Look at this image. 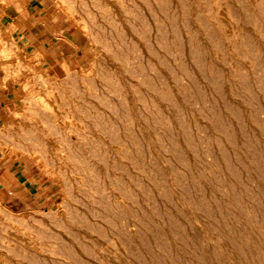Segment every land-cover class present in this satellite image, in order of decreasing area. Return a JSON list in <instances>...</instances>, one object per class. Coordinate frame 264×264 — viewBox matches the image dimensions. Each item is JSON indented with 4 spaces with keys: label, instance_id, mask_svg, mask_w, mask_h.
Returning a JSON list of instances; mask_svg holds the SVG:
<instances>
[{
    "label": "rangeland",
    "instance_id": "obj_1",
    "mask_svg": "<svg viewBox=\"0 0 264 264\" xmlns=\"http://www.w3.org/2000/svg\"><path fill=\"white\" fill-rule=\"evenodd\" d=\"M40 3L0 35V264H264V0Z\"/></svg>",
    "mask_w": 264,
    "mask_h": 264
},
{
    "label": "crops",
    "instance_id": "obj_2",
    "mask_svg": "<svg viewBox=\"0 0 264 264\" xmlns=\"http://www.w3.org/2000/svg\"><path fill=\"white\" fill-rule=\"evenodd\" d=\"M41 0H0V35L8 33L17 23V17H20V24H24L25 17L31 10L38 13ZM19 24V25H20ZM3 37V36H2ZM8 72L0 71V121L8 113L12 112L16 103L12 102L10 96L14 95L12 87L6 86V81L12 77Z\"/></svg>",
    "mask_w": 264,
    "mask_h": 264
},
{
    "label": "bare ground",
    "instance_id": "obj_3",
    "mask_svg": "<svg viewBox=\"0 0 264 264\" xmlns=\"http://www.w3.org/2000/svg\"><path fill=\"white\" fill-rule=\"evenodd\" d=\"M162 1H163V0H162ZM164 1H165V0H164ZM243 1H244V0H243ZM248 1H249V0H248ZM232 2H233V1H232ZM234 2H235V1H234ZM236 2H238V1H236ZM228 3H229V2H228ZM230 3H231V1H230ZM247 3L249 4V3H251V2H247ZM232 5H234V4H232ZM235 5H236V4H235ZM235 5H234V6H235ZM245 5H246V4H245ZM234 6H233V7H234ZM237 6H239L240 9H241L240 4H239V5L237 4ZM250 7H251V6H250ZM255 7H256V6H255ZM234 8L236 9L237 7L235 6ZM238 9H239V8H238ZM238 9H237V10H238ZM246 10H247V9H246ZM248 10H250V9H248ZM239 11H240V10H239ZM240 12H242V11H240ZM235 13H237V12H235ZM243 13H244V12H243ZM262 13H263V12H262ZM262 15H263V14H262ZM233 16H234V14H233ZM241 16H242V14H241ZM241 16H240V17H241ZM243 16H244V15H243ZM243 16H242V17H243ZM258 16H259V15H258ZM235 17H236V16H235ZM259 17H260V16H259ZM243 18H244V17H243ZM243 18H242V19H243ZM112 19H113V18H112ZM242 19H241V20H242ZM261 20H262V18H261ZM217 21H218V20H217ZM237 22H238V21H237ZM243 22H244V21H243ZM259 22H260V20H259ZM263 23H264V21H263ZM245 24H246V23H244V25H245ZM260 24H261V23H260ZM174 25H175V24H174ZM241 25H242V24H241ZM246 25H247V24H246ZM246 25H245V26H246ZM258 25H259V24H258ZM255 26H256V24H255ZM176 27H177V26H176ZM263 28H264V27H263ZM247 29H248V28H247ZM257 29H258V28H257ZM241 30H242V29H241ZM244 30H245V29H244ZM258 30H259V29H258ZM262 30H263V29H262ZM246 31H247V30H246ZM246 31H245V32H246ZM146 32H147V31H146ZM247 33H248V31H247ZM247 33H246V34H247ZM263 34H264V30H263ZM248 35H250V33H249ZM254 35H255V34H254ZM238 36H239V33H238ZM256 36H257V35H256ZM258 36H259V35H258ZM246 37H248V36H246ZM246 37H245V38H246ZM250 37H251V36H250ZM250 37H249V39H251ZM245 38H244V41H243V42H245ZM252 38H253V34H252ZM254 38H255V36H254ZM254 38H253V40H254ZM258 38H259V37H258ZM240 40H242V39H240ZM251 40H252V39H251ZM260 40H261V39H260ZM249 41H250V40H249ZM249 41H247V42H249ZM236 43H237V42H236ZM249 43H250V42H249ZM252 43H253V42H252ZM237 44H238V43H237ZM259 44H260V43H259ZM261 44H262V43H261ZM226 45H227V44H226ZM243 45H244V44H243ZM246 45H247V44H246ZM246 45H245V46H246ZM251 45H252V44H251ZM251 45H250V46H251ZM263 45H264V43H263ZM177 46H178V45H177ZM248 46H249V45H248ZM250 46H249V47H250ZM259 46H260V45H259ZM246 47H247V46H246ZM249 47H247V48H249ZM262 47H263V46H262ZM236 48H237V47H236ZM155 49H156V48H155ZM255 49H256V47H255ZM249 50H251V47H250V49H248V51H249ZM262 50H263V49H262ZM175 51L177 52L178 50H175ZM142 53H143V52H142ZM262 53H263V51H262ZM263 54H264V53H263ZM254 55H255V52H254ZM254 55H253V56H254ZM258 55H259V57H260V54H258ZM257 58H258V57H257ZM128 61H129V60H128ZM258 61H259V60H258ZM166 66H167V65H166ZM153 69H154V68H153ZM155 69H156V68H155ZM128 70H129V69H128ZM143 71H144V70H143ZM126 72H127V71H126ZM137 73H138V72H137ZM190 73H191V71H190ZM147 78H148V77H147ZM187 80H189V79H187ZM197 80H198V79H197ZM190 82H192V81H190ZM189 84H190V83H189ZM189 84H188V85H189ZM190 85H191V84H190ZM190 85H189V86H190ZM192 85H193V82H192ZM192 85H191V86H192ZM181 89H182V88H181ZM169 94H170V93H169ZM122 96H123V95H122ZM187 98H188V97H187ZM226 99H227V98H226ZM230 103H231V102H230ZM116 106H117V105H116ZM9 122L11 123L10 120H9ZM23 123H24V122H23ZM23 123H22V124H23ZM169 123H170V122H169ZM9 125H10V124H9ZM114 126H115V125H114ZM16 128H17V127H16ZM240 130H241V129H240ZM31 133H32V132H31ZM110 136H111V135H110ZM263 138H264V137H263ZM70 139H71V138H70ZM72 142H73V141H72ZM32 151H33V150H32ZM261 152H262V151H261ZM168 189H169V188H168ZM120 190H121V189H120ZM102 196H103V195H102ZM101 201H102V200H101ZM211 207H212V206H211ZM66 209H67V208H66ZM182 221H183V220H182ZM12 232H13V231H12ZM44 232H45V231H44ZM92 232H93V231H92ZM130 232H131V231H130ZM47 233H48V232H47ZM47 233H46V234H47ZM12 234H13V233H12ZM13 235H14V234H13ZM44 235H45V234H44ZM47 236H48V235H47ZM42 237H44V236L42 235ZM48 237H49V236H48ZM187 238H188V237H187ZM59 240H60V239H59ZM263 240H264V239H263ZM61 241H62V240H61ZM56 242H57V241H56ZM56 242H55V243H56ZM247 243H248V242H247ZM64 245H65V244H64ZM33 246L38 247L35 243H34ZM38 248H39V247H38ZM2 250H3V249H2ZM55 250H56V249H55ZM55 250H54V248L48 250L47 253H46V254H47L46 256H44V255H42V254L39 253L40 255H38V256H39L38 259H39L40 261L43 260V261L48 262V263H49V262H52V261H53V262H58V261H59V262H64V264H69V262H70L69 259H68L69 262H67L66 259H62V257H61V256H64L63 254H64L65 252L63 251V252H64V253H63V252H61L60 250H59L60 252H59L58 250H56V251H55ZM68 254H70V253H68ZM75 255H76V254H75ZM162 257H163V256H162ZM25 258H26V256H25ZM28 258H29V257H28ZM95 258H96V257H95ZM97 259H98V258H97ZM174 259H175V258H174ZM182 259H183V258H182ZM59 262H58V263H59ZM70 264H71V263H70Z\"/></svg>",
    "mask_w": 264,
    "mask_h": 264
}]
</instances>
